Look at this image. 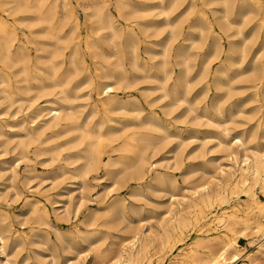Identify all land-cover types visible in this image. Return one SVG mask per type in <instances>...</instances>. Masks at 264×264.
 <instances>
[{
    "label": "bare ground",
    "instance_id": "bare-ground-1",
    "mask_svg": "<svg viewBox=\"0 0 264 264\" xmlns=\"http://www.w3.org/2000/svg\"><path fill=\"white\" fill-rule=\"evenodd\" d=\"M184 1L146 0L143 4L135 5L131 0H117L120 15L125 20L135 21L136 17L149 16L155 10V15L159 16L158 19L137 22L144 33L149 32L151 28H154L153 34L166 33L165 38L159 43L161 49H150L152 54L150 60L143 61L140 57L142 54L139 53L136 28L129 25L125 29L118 24L107 8V0H79L84 8L92 10L90 15L95 19L83 41L80 40L79 21L73 18V13L65 0H0V105L7 103L5 109L12 106H17L19 109L27 103V108H32L31 112L22 116L16 123L18 125L16 131L2 130L0 124V136H6L2 141L5 150L12 145V150L19 158L31 159L30 153L33 152L36 156H46L42 158V161L49 163L56 161L62 155V151H65V156H62V162L58 165L63 175L70 172L84 178L89 171L104 168L106 173L113 176L130 172L137 175L138 179L143 178L144 166L150 160V149L156 148L158 143L169 136L167 129L171 124L168 122L164 125V120L157 116H150L138 122L141 120L143 108L132 93L137 82L141 79H151L154 82L155 85L150 89L159 91L157 98L160 101L165 100L160 106L167 114H171L175 108H180L182 111L179 118H181L186 112L196 110V104L187 96L191 64L188 63V50L184 44L176 50L174 62L171 60L173 44L184 33L182 24L185 19V12L175 16L174 13L184 4ZM191 1L188 6L193 5ZM232 1L207 0V3H220L222 8L215 10H222L225 20L232 24L235 22L229 18ZM245 4L250 7L248 11L253 13H257V9L260 8L264 10L259 0H246ZM245 9L241 5L240 13L247 18L248 11ZM184 10L187 11L186 7ZM206 26L201 18L194 23V27L200 30L201 37ZM238 34H242L240 28ZM242 39L240 42L230 41V51L226 53L222 65L214 75L215 88L225 86L227 83L222 81L223 75L230 74L226 63L234 66L233 74L228 78L229 82H239L237 89L252 91L249 94L246 93L248 96L240 101L242 103L239 107L246 102H254L256 105L250 112L253 111L256 114L264 107V67L261 68L259 64L264 46L255 53H250L248 46L250 38ZM193 41L196 42L199 39L195 38ZM212 41L214 42V50H211L213 54L218 50L219 42L217 38ZM84 47L93 59L91 63L85 57ZM233 51H238V54L235 55ZM211 53L209 52L208 56H211ZM157 55L161 58L154 61L153 58ZM176 66L179 68L178 71ZM137 71L142 74H137ZM90 85H93L98 96L95 103L89 100L90 92L86 88ZM120 91L124 92V95L119 94ZM204 94L206 95L207 91H204ZM44 96L47 97V104L39 105L37 101ZM224 97L223 93L215 92L210 102L204 101L202 112L197 113V116L198 119L205 118L208 126H213L215 129L221 127L224 136L217 137L218 142L225 144L226 154L234 165L228 169L221 168V172L225 175L219 178L215 176L214 180L187 186V193H183L182 198H177V205L168 210L160 232L153 234L149 227L148 230L138 229L124 234L120 238L121 246L114 260L115 264H142L150 248L157 250V242L160 250L171 246L182 239V233L190 227L192 220L199 217L205 218L202 226H210L213 222L233 232L240 225V233L243 235H246L250 229L259 233L260 240L251 242L258 244L257 252L264 264V223L261 219L251 220L247 217L252 203L256 205L259 212H264V202L261 198V200L257 198L255 192L257 187L264 191V141H261V144L257 141L254 145H250L249 140L241 132L238 131L240 134L232 135L228 125L222 126L225 123V120L221 121V117L225 115ZM100 110H103L104 114L96 119ZM138 128L149 130L140 135ZM258 129L263 131L264 136V116L263 119L257 118L256 122L254 121L251 132L248 131L249 137L255 139ZM153 131L161 134L156 135L152 133ZM209 137L212 138L213 135L204 136V138ZM105 143L110 146V153L106 160L103 158L102 149ZM241 151L243 155L240 157ZM112 153L115 156H112ZM69 165L74 167L70 169ZM14 166L15 162L9 165V167ZM209 167L210 165L205 164L206 171ZM6 169L7 167L0 166L1 173ZM14 175L13 170L7 178L11 179ZM154 183L161 187L167 185L166 179L160 172L154 174L147 186H152ZM239 191H243L251 202L243 208L242 214H240L241 209L234 207L231 211L224 209L216 213L214 218H207L206 211L215 202H223L227 193ZM1 195L0 193V199ZM42 208H44V214H47L46 208ZM103 210L110 214H121L120 219L124 216V205L121 200L113 201ZM98 215L97 211L90 214L88 223L95 224ZM102 224L111 226L117 223L109 220ZM6 239L7 235L0 228V255L3 257L0 264H14L13 259L10 258L11 253L8 251ZM208 241H217L215 248H210L204 257L199 256L196 250L192 249L191 256L195 261L194 264H223L226 261L231 263L240 258L241 250L237 237H231L229 234L223 236L213 234L198 239L195 243L197 246ZM15 243L19 245L20 241L15 239ZM88 247L94 250V258L99 264L105 263L107 253L103 251V248L100 250L93 247V244ZM77 264L92 263L83 260ZM169 264L178 263L171 261Z\"/></svg>",
    "mask_w": 264,
    "mask_h": 264
},
{
    "label": "rangeland",
    "instance_id": "rangeland-1",
    "mask_svg": "<svg viewBox=\"0 0 264 264\" xmlns=\"http://www.w3.org/2000/svg\"><path fill=\"white\" fill-rule=\"evenodd\" d=\"M65 1L73 13V18L79 21L80 40L83 41L88 29L95 22V19L90 15L92 10L84 8L79 0ZM131 1L135 5L146 2V0ZM189 1L185 0L184 4L174 13L175 16L180 12H185V19L182 24L184 33L173 44L171 49L173 56H171V60L174 62L176 50H178L181 44H184L188 50V63L191 64L189 65V89L187 96L190 101L196 104V110L194 112H186L181 118H179L182 111L180 108H175L171 114H167L164 108H161L165 100L160 101L157 98L159 91L150 89V87L155 85L154 82L151 79H141L137 82V86L133 88L132 93L136 97L140 107L143 108L141 110V120H138V122L150 116H157L164 120V125L168 122L171 124L167 129L170 137L168 136L164 141L158 143L156 148L150 149V160L144 166L143 178L138 179L137 175L130 172H126L120 176H113L106 173L104 168L89 171L84 178L73 175L70 172L63 175L58 165L62 162V156H65V151H62V155L52 163L42 161V158H46V156H36L33 152L30 153L31 159L19 158L16 152L12 150V145H9L7 150H5L2 141L6 136H0V166L7 167L5 172H0V193L2 194L0 199V228L7 235L6 243L8 251L11 253L10 258L13 259L14 264H77L83 260L87 261V263L99 264L98 260L94 258V250L88 247L90 244H93V247L100 250L103 248V251L107 253L106 261L103 264H115L114 260L121 246L120 238L124 234H129L138 229L148 230L147 228L149 227H151L153 234L160 232L161 225L165 222V218L168 215V210L170 207L177 205V198L180 199L183 193H187V186L198 182L214 180L216 179L215 176L219 178L221 175H225L224 172H221V168L228 169L231 165H234L226 154L225 144H219L218 142L217 137L223 138L224 136L221 127L215 129L213 126H208L205 123V118L199 117L198 119L197 116V113L200 114L202 112L204 101L210 102L215 92L223 93L225 96V115L221 117V121L225 120V123L222 126L228 125L232 135L241 132L249 140L250 145H254L257 141L259 143L264 141L261 129H258L255 139L249 137V132H251L254 121L256 122L257 118L263 119L264 107L256 114L253 111L250 112L256 105L254 102H246L243 106L239 107L242 103L240 101L247 98L248 94L252 91L250 89H237L236 86L239 85V82H229L228 78L233 74L232 70L234 66L226 63L230 74L229 76L223 75L222 81L225 83L229 82L228 85L226 83L225 86L215 88L214 81L216 70L222 65L226 53L230 51L231 40L240 42L243 40L242 38L249 37L248 46L250 53H255L264 46L263 8L257 9V13H253L248 11L250 7L248 4H245L246 0L245 2L244 0H233L229 18L235 22L231 24L223 17L222 10H215L216 8H222L220 3H207V0H192L193 5L188 6ZM259 2L261 7H264V0H259ZM106 4L118 24L124 26L125 29L129 25H133L136 28L139 40V53L142 54L140 57L143 61H149L152 56L149 50L152 48L160 50L161 45L159 43L165 38L166 33L153 34L154 28L144 33L137 22L146 19H158L159 16L155 15L156 10L149 16H139L134 19L135 21H132L125 20L120 15L117 0H107ZM239 5L240 7L242 5L243 9L246 8L245 10L248 11L247 18L243 15L241 16ZM185 7L186 10L189 7L190 9L185 11ZM198 18L203 19L207 25L203 37H201L200 30L194 27V23ZM239 24L242 25L239 26ZM239 28L242 30V34H238ZM186 37L190 38L186 39ZM195 38L199 39V41L194 42ZM215 38L219 42V48L213 52V55L211 53L214 50V42L212 40H215ZM83 49L86 53L85 57L87 61L91 63L93 59L90 57L87 49L85 47ZM209 52L211 56H208ZM237 52L233 51L235 55L238 54ZM160 58L161 56L157 55L153 60L158 61ZM202 63H205V65ZM259 64L261 68L264 67V49L259 58ZM176 69L177 71L179 70L178 66H176ZM137 74L141 75L142 73L137 71ZM86 89L90 92V102H97L98 96L93 85H90ZM204 91H207L206 95ZM119 94L124 95V92L120 91ZM46 98L45 96L40 98L37 103L39 105L47 104ZM26 104L22 105L19 109L17 106L5 109L7 103L0 105V124L2 130L7 132L17 130L18 125L16 123L22 116L27 115L32 110L31 107L27 108ZM103 114L104 111L100 110L95 118L99 119ZM137 130L142 135L149 129L138 128ZM152 133L156 135L161 134L158 131H153ZM205 135H213V137L204 138ZM187 137L190 138L188 139ZM202 140H204V143H202ZM161 146L165 147L162 148ZM102 149L103 158L106 160L108 158L107 155L110 153V146L105 143ZM241 155H243L242 151L239 156L241 157ZM112 156H115V154L112 153ZM171 156H173L172 159ZM13 162H15V166L9 167L10 163ZM174 162L176 163L174 164ZM205 164L210 165L209 171L205 170ZM73 167L74 165H69L70 169ZM13 170L15 171V175L11 179L7 178ZM156 172L162 173L167 181L166 186L161 187L156 183L152 186H147V183L152 180ZM79 182H82V185ZM255 192L257 198L259 200L262 199L261 201L264 202V191L260 187H257ZM115 200H121L124 205V216L121 219L119 218L121 214H110L106 210H103L105 206ZM248 202L250 201L243 191L227 193L225 201L215 202L210 209H207V218H214L216 213H220L224 209L231 211L234 207L241 209L240 214H242L243 208H245ZM42 207L46 208L47 214H44V208ZM36 209L37 211H35ZM96 211L99 213L96 223L89 224L90 214L92 215ZM247 217L251 220L261 219L264 223V212H259L253 203ZM109 220H114L117 224H113L115 226L102 224ZM204 220L205 218H194L190 227L182 233V239L166 247L164 250L159 249V243L157 242V250L153 247L150 248L146 257L143 258L142 264H169L171 261H177L178 264H194L195 261L192 260L193 257L191 256L192 249L196 250L199 256L204 257L210 248H215V244L217 243V241H208L196 246V240L213 234L219 236L229 234L231 237H237L240 245V258L231 263L226 261L223 264H262V259L257 252L258 244L256 243L260 240L259 233L253 232L250 229L246 235H243L240 233V225L233 232L225 230L224 227L217 226L213 222L210 226H202ZM15 239L20 241L19 245H16ZM253 240L257 241L251 242ZM15 247L16 249H14ZM2 258L0 255V261Z\"/></svg>",
    "mask_w": 264,
    "mask_h": 264
}]
</instances>
